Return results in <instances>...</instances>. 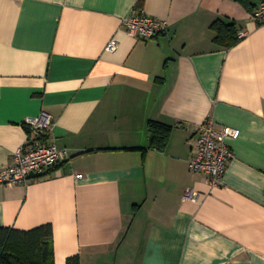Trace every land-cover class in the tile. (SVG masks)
<instances>
[{
	"label": "crops",
	"instance_id": "obj_1",
	"mask_svg": "<svg viewBox=\"0 0 264 264\" xmlns=\"http://www.w3.org/2000/svg\"><path fill=\"white\" fill-rule=\"evenodd\" d=\"M132 9L168 35H128ZM251 13L236 0H0V168L41 112L72 154L0 185V227L51 225L54 264H264V25ZM217 19L237 45L213 42ZM207 118L240 132L217 188L188 169ZM149 122L170 127L164 151Z\"/></svg>",
	"mask_w": 264,
	"mask_h": 264
},
{
	"label": "built area",
	"instance_id": "obj_2",
	"mask_svg": "<svg viewBox=\"0 0 264 264\" xmlns=\"http://www.w3.org/2000/svg\"><path fill=\"white\" fill-rule=\"evenodd\" d=\"M251 19L264 25V2L258 4L251 13ZM123 26L128 35L142 41L155 39L159 35H168L169 26L166 21L156 20L144 14L140 9H132L123 19ZM116 42L112 40L107 46L114 51ZM25 125L31 130L28 141L12 155V164L0 168V185L25 186L32 180L48 176L62 161L72 156L67 149H59L53 139L48 136L53 120L46 113L27 118ZM194 152L188 160V169L192 174L204 175L212 188L222 185L223 177L233 152L228 145L229 140L238 139V129L230 127L217 128L214 120L207 118L196 130ZM77 179L82 175H76ZM184 200L197 201L198 194L192 189H185Z\"/></svg>",
	"mask_w": 264,
	"mask_h": 264
},
{
	"label": "trees",
	"instance_id": "obj_3",
	"mask_svg": "<svg viewBox=\"0 0 264 264\" xmlns=\"http://www.w3.org/2000/svg\"><path fill=\"white\" fill-rule=\"evenodd\" d=\"M249 11H254L264 0H236ZM210 28L214 31L213 42L224 48H232L241 38L236 24L230 20L217 19ZM27 132L31 130L27 126ZM169 126L148 123L151 149L164 151L170 137ZM0 264H54L51 225L20 231L11 227H0ZM65 264H80L78 256L70 257Z\"/></svg>",
	"mask_w": 264,
	"mask_h": 264
}]
</instances>
